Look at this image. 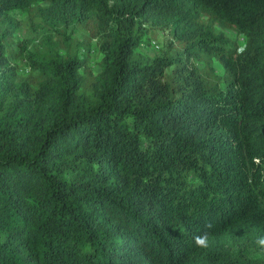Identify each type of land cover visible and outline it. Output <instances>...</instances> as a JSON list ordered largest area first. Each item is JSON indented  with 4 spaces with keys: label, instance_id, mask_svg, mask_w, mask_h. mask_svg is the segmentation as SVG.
<instances>
[{
    "label": "trees",
    "instance_id": "1",
    "mask_svg": "<svg viewBox=\"0 0 264 264\" xmlns=\"http://www.w3.org/2000/svg\"><path fill=\"white\" fill-rule=\"evenodd\" d=\"M150 27L173 42L135 62ZM260 237L264 0H0V264H264Z\"/></svg>",
    "mask_w": 264,
    "mask_h": 264
},
{
    "label": "rangeland",
    "instance_id": "2",
    "mask_svg": "<svg viewBox=\"0 0 264 264\" xmlns=\"http://www.w3.org/2000/svg\"><path fill=\"white\" fill-rule=\"evenodd\" d=\"M20 21L24 24L19 33L16 34L17 40H26L32 42L30 49H34L35 46H42L52 43L53 45L60 44L61 41L65 42L68 47L73 49L75 53L86 60L87 66L93 72L99 70V49L96 38H89L87 32L83 31L79 27H65L61 30L65 31V37L68 39H63L58 37L57 32L50 26V23L45 18L35 17V22L31 23L29 16L24 14L18 16ZM233 33L230 32V35ZM145 39V40H144ZM142 39L141 44L136 47L133 54V60L135 62H149L154 56L160 54L165 48L169 41L173 42L171 35L167 31H158L156 28H149L147 36ZM148 40V42H146ZM155 42L159 46L157 49L151 42ZM242 38L237 37V43L240 45ZM21 70L24 74L25 68L22 62H19ZM200 68L205 67L203 62L198 64ZM211 69L221 74L222 70L218 62L212 59Z\"/></svg>",
    "mask_w": 264,
    "mask_h": 264
},
{
    "label": "clouds",
    "instance_id": "3",
    "mask_svg": "<svg viewBox=\"0 0 264 264\" xmlns=\"http://www.w3.org/2000/svg\"><path fill=\"white\" fill-rule=\"evenodd\" d=\"M212 225L210 223L205 225V228H211ZM208 236L209 233L208 232H202L198 235H195L193 237L194 243L198 246V247H207L208 246ZM257 243L264 245V237H260L257 240Z\"/></svg>",
    "mask_w": 264,
    "mask_h": 264
}]
</instances>
